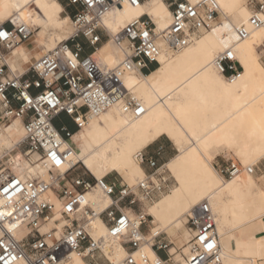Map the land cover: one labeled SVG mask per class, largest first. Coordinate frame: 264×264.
Instances as JSON below:
<instances>
[{
	"label": "bare ground",
	"instance_id": "obj_1",
	"mask_svg": "<svg viewBox=\"0 0 264 264\" xmlns=\"http://www.w3.org/2000/svg\"><path fill=\"white\" fill-rule=\"evenodd\" d=\"M216 1L226 16L246 19L237 24L229 20L222 30L203 31L179 51H171L161 44L162 51L154 69L147 74L128 72L122 78V84L126 82V87L144 104L146 112L132 117L120 104H115L90 115L86 125L71 136L75 147L70 163H80L96 179L122 170L131 178L124 182L133 186L140 174L145 175L135 158L137 153L165 135L177 149V154L164 164L176 185L147 207L154 224L143 236H148L153 228L157 229L155 235L162 231L172 234L184 222L187 238L177 247H183L184 252L179 253L183 263L176 258L177 248L171 252L172 247H169V253L174 262L185 264L182 254L187 252L186 243L191 235L186 222L188 215L194 216L187 213L205 201L210 206L218 232L221 264H258L264 259V189L259 187L254 173L247 171L225 180L212 164V153L232 150L244 168L254 165L264 154V65L256 50L264 41V24L258 28L249 27L248 15L251 13L245 6L246 0H241L238 8L227 7L230 0ZM63 12L65 9L59 0H0V14L7 13V18L15 21V25L33 26L36 40L45 52L69 34L70 17ZM144 14L151 18L158 31L167 28L171 20L163 0H144L137 6L124 1L105 13L102 24L112 37L127 22ZM241 24L249 27V36L238 40L235 27ZM232 28L235 37L228 35ZM111 44L109 39L98 46L99 58L94 66H106L100 72H108L120 59L119 54L112 52ZM226 48L233 51L242 67L240 76L233 81L227 80L213 65L215 56ZM20 49L21 45L16 46L6 55V62L13 71H22L17 68L19 62L16 60L25 56L17 52ZM22 137V122L15 118L0 132V144L17 142ZM33 159L37 162L36 157ZM11 162V168L18 176L24 177L25 171L28 176L35 173L34 166L26 164L23 174H17L14 157ZM37 163L42 166L40 171L47 174L48 166ZM69 166L66 164L61 170L65 171ZM44 197L52 196L46 193ZM87 198L99 210L109 201L99 189L89 192ZM94 224L96 234L105 237V224L99 218ZM15 232L24 234L20 228ZM182 235L184 237L186 231ZM151 240L143 242L139 251L154 258L157 255L151 248ZM102 253L111 264H124L127 255L117 239L107 237L103 240ZM76 259L81 264H88L76 254H72L66 264H75ZM15 264H23V261Z\"/></svg>",
	"mask_w": 264,
	"mask_h": 264
},
{
	"label": "built area",
	"instance_id": "obj_2",
	"mask_svg": "<svg viewBox=\"0 0 264 264\" xmlns=\"http://www.w3.org/2000/svg\"><path fill=\"white\" fill-rule=\"evenodd\" d=\"M124 1L137 6L144 0H93V3L88 0H65L64 9L70 17L72 33L54 48L27 63L21 72L10 69L6 55L12 48L28 41L33 29L25 23H11L10 26L0 24V31L7 33L0 37V47L6 50L0 55L3 57V62H0V132L13 119H20L24 137L18 144L20 147L16 148H23V155L30 163L36 157L37 162L48 166L45 178L38 174L21 177L11 167L1 164L0 155V183L9 187L8 183H4L9 176L16 182L8 192L0 188V214H3L0 215V224L6 230L9 224L14 223L17 229L24 231L22 241L18 242L19 247L13 246L8 250L16 257L15 261L10 259L8 253L0 250V255H4L8 264H15L22 260V256L34 261L40 257L51 259L53 254L58 257V264H66L72 254L82 257L88 264H98L103 255L102 244L105 237L117 239L124 246L127 251L124 264H156L157 261L159 264L174 263L168 243L160 238L161 233L156 234L151 243L157 257L150 258L139 251L143 241L128 236L131 214L121 231H115L121 228L116 213L122 215L129 211V206L134 201L136 209L132 212L150 225L148 205L174 186L170 176L161 170L158 158L142 151L135 157L140 165L148 168L145 175L151 177V182L147 186H130L117 178L108 179L107 176L96 179L85 169L72 174L80 166L70 163L75 147L71 136L86 125L90 115H96L115 104H120L122 110L132 117L145 113L147 109L139 99L121 90L123 76L128 72L145 73L152 66H157L162 51L161 44L171 51H179L193 42L201 32L210 30L217 22L219 7L216 0H186L185 9L190 11L185 17L175 9V0H163L170 15L176 11L179 20L171 15L168 27L158 31L151 18L144 14L127 22L116 35L110 37L102 24V17L109 9ZM101 3L103 7L100 6ZM256 3L260 4V0H256ZM251 8L248 25L250 28H258L264 24L259 19L261 10ZM261 8H264V4H261ZM193 12L195 16L191 14ZM20 27L26 31L21 33ZM249 27L245 24L235 27L240 40L249 36ZM144 31L149 32L147 38L143 35ZM104 38L111 39L113 45L120 50L121 57L114 67L103 73L95 68L91 54L102 44ZM262 57L264 64V53ZM213 65L229 81L237 79L242 71L230 48L219 52ZM59 114H64L73 127L54 125L53 121ZM57 159L60 164L56 163ZM66 164L70 165L69 168L62 171ZM241 171L255 173L256 166L244 168L234 160H227L218 166V172L224 178H232ZM95 189H99L109 201L115 203H108L100 210L95 208L87 198V194ZM46 193H50L52 197H44ZM125 194L127 201L122 203ZM138 194L144 199H138ZM69 205L73 206L71 210ZM8 213L11 216H7ZM198 214L188 215L187 218L192 247H189L188 240L187 252L183 254L184 263L198 264L203 261L204 264H221V246L209 204L203 203ZM96 218L106 226L105 237L96 234ZM48 225L47 231L42 230ZM65 227L68 234H72L73 229L78 233L83 229L75 244L68 243L65 239L63 245H59L57 235L63 234ZM146 228L147 231L144 232L138 226L137 231L141 237L150 231L149 227ZM201 236L213 245L211 249L206 247L204 241H200ZM5 242L7 243V237ZM135 251L138 252L137 255L134 254ZM190 257H196L197 260L192 261Z\"/></svg>",
	"mask_w": 264,
	"mask_h": 264
},
{
	"label": "rangeland",
	"instance_id": "obj_3",
	"mask_svg": "<svg viewBox=\"0 0 264 264\" xmlns=\"http://www.w3.org/2000/svg\"><path fill=\"white\" fill-rule=\"evenodd\" d=\"M62 3L65 2V0H60ZM247 7L249 8L250 10V13H251V6L249 4H247ZM66 12H63V14H65ZM227 14H223L220 10L218 11V18H217V22L214 24V28L210 29V30H207L205 32H213L217 29H223L225 26L224 25H227L228 21L231 20L233 24H237L238 22H240L241 20H244L246 19V17H238L236 18L234 15L233 16H226ZM249 16V15H248ZM12 23L11 19L10 18H7L6 20H4L3 22H1L0 24H4L6 26H10ZM70 27H69V34L67 33L66 36H65V39L72 33V25H71V22H69L68 24ZM32 29H33V33H32V36L30 37V39L28 41L25 42L24 45H27L30 49H33V50H36L38 49L36 47V44H35V39H36V29H34L33 26H31ZM227 32V31H226ZM225 32V33H226ZM228 35L231 36V35H234V32H233V28L232 29H229L228 30ZM232 37H235L232 36ZM46 39V38H45ZM63 39V40H65ZM62 40V41H63ZM109 39L108 38H104L103 39V43L107 42ZM232 40H235V38H232ZM37 41V40H36ZM61 42V41H60ZM101 44V45H102ZM101 45L99 47H101ZM39 47L42 49V52H45L44 51V48L41 47L39 45ZM98 47V48H99ZM97 48V49H98ZM97 49L95 51L92 52L91 54V60L93 61L94 64H96L95 62H97L98 58H99V54L97 53ZM111 49H112V52H116L117 54H119V58L121 57V53L120 51L117 49V47H115L113 45V43L111 44ZM256 50L258 52V58L259 60L262 61V55L264 53V41L262 44H260L259 46L256 47ZM259 50V51H258ZM120 60V59H119ZM263 63V62H262ZM264 65V64H263ZM111 66H115V65H111ZM111 66H107V67H111ZM26 67V64L22 66V70ZM103 67H106V66H103V65H100V66H96L95 68H98V72H100V70L102 71V68ZM18 72H21V71H18ZM259 76V75H257ZM260 77H262V75H260ZM122 88L121 90H123L124 92H129L132 96L133 94L131 93L130 89L127 88V84L126 82H124L122 85ZM54 125H56L57 127L61 126V125H68L69 127H73L72 124L69 123L68 121V118L64 115V114H59L53 121ZM80 132V131H78ZM23 138V137H22ZM22 139L18 140L17 142H12V143H7V144H0V155L2 157V162L1 164L6 166L7 168L8 167H12V162H11V157H14L15 158V166L16 168H14L15 172L17 174H23L24 172V166L26 164H31L32 166H34L35 168V173L33 175H41L42 177H46L47 174L46 173H42L40 171V169L42 168V166L40 164H38L37 162H35V160L33 159V163H30L26 158H23V152H21L20 149H17L16 146L21 142ZM80 143L77 142V145H79ZM11 145V147H9ZM142 152L144 153H147V154H154L157 158H158V161L160 163V165H162V169L161 170H164L165 173L167 175L170 176L171 180L173 181V184L174 186L176 185V180L175 178L173 177L172 173L168 170V168L164 165L166 161H168L170 158H172L173 156H175L177 154V149L175 147V145L173 144V142L171 140H169L165 135H162L160 136L159 138H157L156 140H154L153 142L149 143L148 145L142 147L140 149ZM213 155V159H212V164L214 166V168L218 171V166L224 164L227 162V160H234L240 164H242L240 158L235 154L234 151L232 150H228V149H221V150H218V151H214L212 153ZM17 157H19V159H17ZM261 159V158H260ZM259 160L256 161V163L254 164L256 166V172L254 173V177L259 185L260 188L264 189V167H262L259 163ZM79 168L76 169L75 171L72 172V174H75V173H78V172H82L84 171V167L79 163ZM243 166V165H242ZM144 173L146 171H148V168L145 166V165H141ZM86 170V169H85ZM78 171V172H77ZM87 171V170H86ZM88 172V171H87ZM119 173L120 175H118L117 173ZM116 172H111V173H107L105 176H107L108 179H119V180H122L123 178H127V180H130L131 178L129 176H127L125 174L124 171L122 170H118ZM219 173V172H218ZM240 173H245V171H241ZM88 174H90L88 172ZM24 175H29L28 172L25 171V174ZM32 176V175H31ZM90 176H92L90 174ZM93 177V176H92ZM139 178V177H138ZM225 180L229 179V178H224ZM173 186V187H174ZM172 187V188H173ZM172 190V189H171ZM168 193V192H167ZM166 194V193H165ZM164 195V194H163ZM163 195H161L160 197H162ZM159 197V198H160ZM158 198V199H159ZM157 200V199H156ZM203 203L202 202L201 204H199L196 208L192 209L190 212H188L187 214H193L194 216L196 215H199L198 212L201 208H203ZM150 205V204H149ZM148 205V206H149ZM57 217V216H55ZM152 224H154V222H150ZM184 224V222H181L179 225L182 226ZM59 227L61 226V222L60 224L58 225ZM188 226V225H187ZM49 225L48 226H44L42 228V230H46L48 229ZM142 231L146 232L147 231V228L144 227L142 228ZM186 231V235L187 236V232H188V229L187 227L184 225L183 228L181 229V232L183 234V232ZM165 231H162L161 232V235H160V238L163 239L164 242L168 243V249L169 247L173 246V249H176L177 248V244L175 242H171V239L170 237L164 233ZM184 236V237H185ZM153 240V239H152ZM152 240H151V243H152ZM180 242V241H179ZM143 243V242H142ZM141 243V244H142ZM181 251L184 252L183 250V247L182 248H177V252L178 254L176 255V258L178 260H180L181 263H183V260H181ZM174 252V250H173ZM161 253H163L161 251ZM183 255V254H182ZM98 264H111L104 255H102L99 260H98ZM171 264H179V262H174V263H171ZM258 264H264V259H261Z\"/></svg>",
	"mask_w": 264,
	"mask_h": 264
},
{
	"label": "snow or ice",
	"instance_id": "obj_4",
	"mask_svg": "<svg viewBox=\"0 0 264 264\" xmlns=\"http://www.w3.org/2000/svg\"><path fill=\"white\" fill-rule=\"evenodd\" d=\"M88 2L89 3H93V0H88ZM185 3H186V0H175L174 7H175L176 10L180 11L181 14L186 17L187 13L190 10L185 9ZM248 3H250L251 6L254 9L261 10L262 14L260 15L259 19H260L261 22H264V8H261V4H264V0H260V4H257L256 0H246L245 6H247ZM100 6L103 7V4L101 3ZM226 6L230 7V8L241 7V0H230V3L228 5H226ZM191 14L193 16H195L194 12L191 13ZM171 15L173 17H175L177 20L180 19V17L176 15V11H173L171 13ZM7 16H8L7 13L0 14V20H6ZM12 23L15 24V21H13ZM253 23H255V21H253ZM0 26H2V25H0ZM224 26L227 27V25H224ZM172 27L175 29V24H173ZM19 31L21 33H23L26 30H25V28L20 27ZM6 35H7L6 32L0 31V37H4ZM143 35L145 36V38H147L149 36V32L148 31H144ZM237 39L239 40L240 37H237ZM4 51H6V50L3 49L2 47H0V53H2ZM68 55L71 56V53H68ZM0 62H3V57L2 56H0ZM25 99H27V97H25ZM29 103H31V101H29ZM9 147H11V145ZM17 147H20V146L17 145ZM20 150H21V152H23V148L22 147L20 148ZM53 155H55V154H53ZM17 159H19V157H17ZM56 163L60 164V160L57 159ZM259 163H260V165L262 167H264V154L261 155V159H260ZM246 166H247V162H246ZM150 182H151V177H149L147 175H144V174H140L139 179H135L134 180L135 184H144L145 186L149 185ZM4 183H8L9 187H4V184L0 183V188H3V190L5 192H8L9 188L16 182H15L13 177L9 176L7 178V180L4 181ZM109 191H111V190H109ZM129 191H131V189H129ZM138 199L143 200L144 197L139 196V194H138ZM126 201H127V194H125L124 199L121 202L122 203H126ZM108 203L111 205V204H114L115 202L114 201H108ZM72 207H73L72 205H69V210H71ZM135 209H136V202L134 201L129 206V211L124 212L122 215L120 213H116V216H117V218L119 220V224L121 225V228H117L115 231L117 233L119 231H121V229L124 227L126 221L128 220L129 215L131 214V223L128 225V227H129L128 236L129 237H133L134 236L137 241H143V242L147 243L148 241H150L152 239V236L155 235L157 229L153 228L151 233L148 236L141 237L138 234V231H137L138 226L140 228H144V227H149L150 228L151 225H147L146 221H144L142 218L137 217L132 212V210H135ZM0 215H3V214H0ZM7 216H11V213H8ZM155 223H158V222H155ZM16 227H17V225L14 224V223L13 224H9L7 226V229L5 230L4 225L0 224V250H2L5 253H8L10 259L13 260V261L16 260V257L11 255V253L8 250L10 248H12L13 246L19 247V243L18 242L22 241L23 235H24L23 233H21L20 235H17L16 232H15ZM45 231H47V230H45ZM82 232H83V229H81V231L79 233L76 232L75 229H73L72 234H68L67 228L65 227L64 233L57 235V240L59 241V245L62 246L65 239H67L68 243L75 244L76 243V238L79 235H81ZM48 234L51 235V232H48ZM5 237H7V243L5 242ZM199 239H200V241H204L205 242L206 247L208 249H211L213 247L212 244L207 243L205 241V238L203 236H201ZM53 247H57V245H53ZM189 247H192L191 240H189ZM45 255H47V254H45ZM21 259L23 261V264H58V257L55 254H53L51 259H45L44 257H40V258H37L36 260L33 261V260L27 259L24 256H22ZM190 260L196 261L197 258L196 257H190ZM0 261H3V264H8V260L5 259L4 255H0ZM75 264H81V261L79 259H76L75 260ZM156 264H159V262L157 261ZM198 264H204V262L203 261H199Z\"/></svg>",
	"mask_w": 264,
	"mask_h": 264
},
{
	"label": "crops",
	"instance_id": "obj_5",
	"mask_svg": "<svg viewBox=\"0 0 264 264\" xmlns=\"http://www.w3.org/2000/svg\"><path fill=\"white\" fill-rule=\"evenodd\" d=\"M60 1V0H59ZM60 3L63 5V7H64V4L60 1ZM25 44V43H24ZM24 44H22L21 45V49L19 50V51H17V52H19V53H24V55L25 56H23V55H21V56H19V58L18 59H16L18 62H19V67H17L18 69H22V66L23 65H25V64H27V63H29V62H31V61H33L35 58H37V57H39L42 53H44V52H42V49L39 47V44H38V42L36 41V39H35V44H36V47L38 48V49H36V50H33V49H30L27 45H24ZM16 66V65H15ZM147 172V171H146ZM117 173V172H116ZM118 175H120L119 173H117ZM121 176V175H120ZM122 179H123V181H125V182H128L129 180H127V178H123V177H121ZM151 222H152V220H151ZM150 225L152 226L153 224L152 223H150ZM184 225V224H183ZM150 230H151V227H150ZM180 230V231H179ZM151 233V232H150ZM164 233H166L169 237H170V239H171V242H175L176 244H177V247H180V246H182L183 245V243L181 242L182 241V239H185L186 240V238H187V236H185V237H183V235H182V232H181V226L180 225H178L177 226V230L174 232V233H172V234H169V233H167V232H164ZM178 233V234H177ZM179 239V240H178ZM181 239V240H180ZM181 243H180V242ZM179 242V243H178ZM172 247V249H171V252H173V246H171ZM161 255L162 256H164V253H161Z\"/></svg>",
	"mask_w": 264,
	"mask_h": 264
},
{
	"label": "trees",
	"instance_id": "obj_6",
	"mask_svg": "<svg viewBox=\"0 0 264 264\" xmlns=\"http://www.w3.org/2000/svg\"><path fill=\"white\" fill-rule=\"evenodd\" d=\"M156 66H152V68L150 69V70H152V69H154ZM149 71H147V72H145L144 74H147Z\"/></svg>",
	"mask_w": 264,
	"mask_h": 264
}]
</instances>
